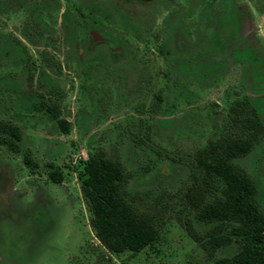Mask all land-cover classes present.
Returning a JSON list of instances; mask_svg holds the SVG:
<instances>
[{"label": "rangeland", "instance_id": "obj_1", "mask_svg": "<svg viewBox=\"0 0 264 264\" xmlns=\"http://www.w3.org/2000/svg\"><path fill=\"white\" fill-rule=\"evenodd\" d=\"M18 11L0 7V192L11 206L0 215V264H217L232 255L235 243L210 256L186 231L205 230L189 203L194 156L232 133L235 100L246 97L264 126V0H171L164 22L139 30L115 20L126 50L115 62L82 59L59 38L54 50L33 46ZM43 52L55 55L50 79ZM89 150L121 163L127 200L156 219L157 239L142 251L116 255L96 238L74 169ZM234 164L264 211V128Z\"/></svg>", "mask_w": 264, "mask_h": 264}, {"label": "trees", "instance_id": "obj_2", "mask_svg": "<svg viewBox=\"0 0 264 264\" xmlns=\"http://www.w3.org/2000/svg\"><path fill=\"white\" fill-rule=\"evenodd\" d=\"M256 76L254 71V82ZM229 110L232 133L208 142L194 156L198 176H192L189 203L205 230L197 233L189 226L186 231L210 256L223 246L236 244V251L217 264H264V211L257 201L255 184L234 164L259 140L264 126L246 97L235 100ZM61 125L66 132L65 123ZM24 163L31 165L28 159ZM74 169L90 213V226L109 252L135 254L156 241V219L140 214L127 200L126 176L117 159L89 150L88 159L80 160ZM50 177L60 182L58 171Z\"/></svg>", "mask_w": 264, "mask_h": 264}, {"label": "flooded vegetation", "instance_id": "obj_3", "mask_svg": "<svg viewBox=\"0 0 264 264\" xmlns=\"http://www.w3.org/2000/svg\"><path fill=\"white\" fill-rule=\"evenodd\" d=\"M9 1L20 11H18L21 15L20 23L24 27L23 38L26 40L32 38L36 42L33 46L39 47L40 42L45 41L47 49L54 50V42L59 38L65 42L67 50L71 46L75 47L81 58L92 57L98 61L107 58L112 62L122 59L126 52L118 41L119 34L113 28V22L120 18L128 20L134 30L142 29L146 25L156 27L159 18L164 16L163 22L167 18V14L164 13L167 12V4L171 2V0H109L107 2L105 0H0V7L7 6ZM160 26H163V23H160ZM59 30L63 32L62 38ZM26 52L31 54L28 50ZM53 53L43 52L48 56V61L42 63L41 72L48 73L49 79L53 76L52 66L55 64ZM27 71L30 72V69ZM27 81H30L29 75ZM37 84H40L39 76ZM37 96L39 97L40 94ZM4 184H0V189ZM10 207L4 193L0 192V215H4L3 211L7 214Z\"/></svg>", "mask_w": 264, "mask_h": 264}]
</instances>
